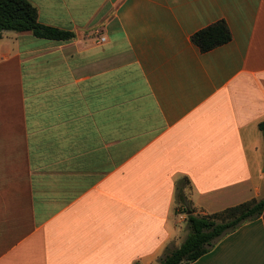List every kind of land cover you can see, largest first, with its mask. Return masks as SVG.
<instances>
[{"label":"crops","instance_id":"crops-1","mask_svg":"<svg viewBox=\"0 0 264 264\" xmlns=\"http://www.w3.org/2000/svg\"><path fill=\"white\" fill-rule=\"evenodd\" d=\"M28 1L76 38L0 39V264H159L177 199L264 198V0ZM193 264H264V213Z\"/></svg>","mask_w":264,"mask_h":264},{"label":"trees","instance_id":"trees-1","mask_svg":"<svg viewBox=\"0 0 264 264\" xmlns=\"http://www.w3.org/2000/svg\"><path fill=\"white\" fill-rule=\"evenodd\" d=\"M4 32L32 33L36 38L58 43L76 38L73 32L42 25L36 7L28 0H0V39ZM231 39L227 24L220 21L196 33L192 42L205 53L228 44ZM260 129L264 132V123ZM182 192L181 188L180 194ZM187 212L188 236L179 247H167L159 264L195 263L208 254L222 237L260 218L264 213V198L207 216L196 215L190 210Z\"/></svg>","mask_w":264,"mask_h":264},{"label":"rangeland","instance_id":"rangeland-1","mask_svg":"<svg viewBox=\"0 0 264 264\" xmlns=\"http://www.w3.org/2000/svg\"><path fill=\"white\" fill-rule=\"evenodd\" d=\"M177 213H179L180 215L182 216H185L187 214V211L190 210L192 212H195L194 209H192V206L190 203H187L186 202V199H185V202L184 200H180V199H177ZM196 215H199V214H196ZM178 228L182 229L183 233H184V236L186 235V237L188 236L189 234V229H188V224L187 223H181ZM185 237V238H186ZM184 238V240H185Z\"/></svg>","mask_w":264,"mask_h":264},{"label":"built area","instance_id":"built-area-1","mask_svg":"<svg viewBox=\"0 0 264 264\" xmlns=\"http://www.w3.org/2000/svg\"><path fill=\"white\" fill-rule=\"evenodd\" d=\"M104 41H105V39L103 38V39H102V42H104Z\"/></svg>","mask_w":264,"mask_h":264},{"label":"water","instance_id":"water-1","mask_svg":"<svg viewBox=\"0 0 264 264\" xmlns=\"http://www.w3.org/2000/svg\"><path fill=\"white\" fill-rule=\"evenodd\" d=\"M263 172H264V170H263Z\"/></svg>","mask_w":264,"mask_h":264}]
</instances>
